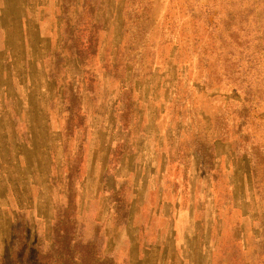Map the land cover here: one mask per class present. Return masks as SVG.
I'll return each instance as SVG.
<instances>
[{
	"label": "rangeland",
	"instance_id": "1",
	"mask_svg": "<svg viewBox=\"0 0 264 264\" xmlns=\"http://www.w3.org/2000/svg\"><path fill=\"white\" fill-rule=\"evenodd\" d=\"M21 258L264 264V0H0V264Z\"/></svg>",
	"mask_w": 264,
	"mask_h": 264
},
{
	"label": "trees",
	"instance_id": "2",
	"mask_svg": "<svg viewBox=\"0 0 264 264\" xmlns=\"http://www.w3.org/2000/svg\"><path fill=\"white\" fill-rule=\"evenodd\" d=\"M19 262H20V264H33L32 262H28L27 260H25L24 258H21L20 260H19ZM39 264H41V263H39ZM50 264V263H49Z\"/></svg>",
	"mask_w": 264,
	"mask_h": 264
}]
</instances>
